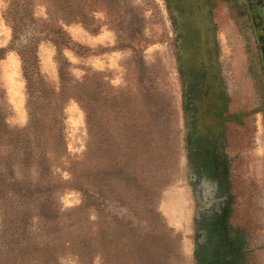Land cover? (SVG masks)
Segmentation results:
<instances>
[{
  "label": "rangeland",
  "instance_id": "374dc122",
  "mask_svg": "<svg viewBox=\"0 0 264 264\" xmlns=\"http://www.w3.org/2000/svg\"><path fill=\"white\" fill-rule=\"evenodd\" d=\"M184 1L0 0V180L55 183L40 197L58 213V264H87V237L88 264H264V71L247 0H210L195 57ZM12 13L25 27L10 48ZM59 27V49L37 41ZM35 41L28 97L18 51ZM23 202L0 197V229L28 207L31 236L51 239Z\"/></svg>",
  "mask_w": 264,
  "mask_h": 264
},
{
  "label": "trees",
  "instance_id": "16d2710c",
  "mask_svg": "<svg viewBox=\"0 0 264 264\" xmlns=\"http://www.w3.org/2000/svg\"><path fill=\"white\" fill-rule=\"evenodd\" d=\"M186 4L184 7L185 14L188 18L196 17L198 21L196 23V31H189L186 36H183L181 41V48L184 54L189 57H195L205 51L204 43L200 39V34L205 31L208 22H211L212 18V6L210 0H189L184 1ZM23 12L28 11L27 6L22 7ZM8 12H12L11 8L8 7ZM7 21V20H6ZM12 29V41L10 48L13 46V42L17 38V33L25 27L24 17L20 15L18 19L15 18L14 14L9 20ZM56 36H52L48 32L38 40H47L54 44L59 49L63 45L58 40L57 35H65L62 33L61 28H57L52 31ZM37 41L31 43L29 48L24 52L18 51V55L22 64V75L26 82V88L28 91V97H30V81L31 77L40 78V71L38 69V62L36 58V46ZM17 51V50H16ZM182 52V53H183ZM211 52V51H210ZM6 50L0 49V60L4 58ZM185 56V55H184ZM185 58V57H184ZM42 82V81H41ZM31 121V120H30ZM55 125V139L60 140L63 138V129L56 118L52 119ZM35 126V125H34ZM25 154V153H24ZM42 155H44L42 153ZM9 173L12 174V169L9 167ZM74 187L82 191L79 184L78 178H74ZM55 183L50 180L39 181L37 183H29L24 181H18L11 177L7 181L0 180V197L3 201L13 202L17 201V204H23V199H30V203L34 205L36 215L40 218L42 228L45 233L51 237V239H43L41 241L35 240L29 231L30 221L32 218V211L30 208H12L9 209L11 212L9 216L5 215L3 224L0 229V264H58L57 256L55 254V247L57 245L55 237V227L58 224V213L54 212L53 209L48 208L50 205L47 204L44 199L41 200V195L45 190L48 193L47 202L50 200V194L54 188ZM19 202V203H18ZM85 204L83 200L82 205ZM76 256L80 258V263L83 258H86L87 264L93 260V249L92 241L89 237L85 238L76 246ZM85 264V263H84Z\"/></svg>",
  "mask_w": 264,
  "mask_h": 264
},
{
  "label": "flooded vegetation",
  "instance_id": "af4514ba",
  "mask_svg": "<svg viewBox=\"0 0 264 264\" xmlns=\"http://www.w3.org/2000/svg\"><path fill=\"white\" fill-rule=\"evenodd\" d=\"M246 11L250 15L251 26L256 34V44L264 71V0H247Z\"/></svg>",
  "mask_w": 264,
  "mask_h": 264
}]
</instances>
